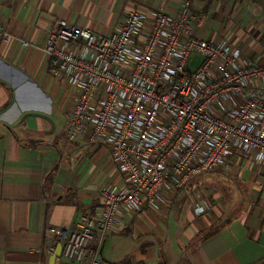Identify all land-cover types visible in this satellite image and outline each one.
Here are the masks:
<instances>
[{
    "label": "crops",
    "instance_id": "1",
    "mask_svg": "<svg viewBox=\"0 0 264 264\" xmlns=\"http://www.w3.org/2000/svg\"><path fill=\"white\" fill-rule=\"evenodd\" d=\"M184 1L199 23L195 34L236 40L255 59L264 54V0H0V21L11 34L0 38V264H79L47 253L49 242L59 243L50 228L79 229L82 215L102 205L103 190L124 182L104 146L66 135L68 84L49 76L43 51L50 31L66 19L107 32L127 10L171 13ZM33 112L49 116L54 129ZM242 168L225 170L240 189L239 201L205 175L168 197L161 210L123 207L103 237L101 257L110 264H264V168L244 176ZM204 198L212 206L196 215ZM107 244L128 251L109 261Z\"/></svg>",
    "mask_w": 264,
    "mask_h": 264
},
{
    "label": "built area",
    "instance_id": "2",
    "mask_svg": "<svg viewBox=\"0 0 264 264\" xmlns=\"http://www.w3.org/2000/svg\"><path fill=\"white\" fill-rule=\"evenodd\" d=\"M197 25L184 1L171 13L127 10L107 32L66 19L50 31L43 51L49 76L68 84L66 135L104 146L124 179L103 190L102 205L82 215L79 229L50 228L65 259L110 264L102 240L123 207L161 210L195 175L264 168V54L255 59L236 40L197 35ZM10 36L0 21V38ZM194 55L201 61L190 69ZM211 206L204 198L194 213ZM55 249L54 241L46 246Z\"/></svg>",
    "mask_w": 264,
    "mask_h": 264
},
{
    "label": "rangeland",
    "instance_id": "3",
    "mask_svg": "<svg viewBox=\"0 0 264 264\" xmlns=\"http://www.w3.org/2000/svg\"><path fill=\"white\" fill-rule=\"evenodd\" d=\"M200 61H201L200 57L197 55H194L192 57V64L190 66V69H194L200 63ZM66 127H67V124L65 122V130H66ZM249 169H250L249 164L243 167L242 176H244L246 172H248ZM227 172L229 171L220 172V173H208L206 175V178L208 181H212L213 183L220 185V188L222 185H223L222 188L226 187L223 191H226L225 193L228 194V197H230L233 200V202L235 200L239 201L242 198L240 189L234 182L231 181ZM124 249H127V246L124 245L122 246L121 249H114L113 246L107 244L103 249V256L110 261V260H113L115 257H117L122 251H128Z\"/></svg>",
    "mask_w": 264,
    "mask_h": 264
},
{
    "label": "trees",
    "instance_id": "4",
    "mask_svg": "<svg viewBox=\"0 0 264 264\" xmlns=\"http://www.w3.org/2000/svg\"><path fill=\"white\" fill-rule=\"evenodd\" d=\"M209 172H204V173H201V174H198V175H195L193 176L187 183H186V187H192L194 185H197V184H201L202 181L204 180V177L205 175H207ZM180 191V190H179ZM178 191V192H179ZM178 192L176 194H178ZM160 264H168L166 262H161ZM254 264H257V263H254Z\"/></svg>",
    "mask_w": 264,
    "mask_h": 264
},
{
    "label": "water",
    "instance_id": "5",
    "mask_svg": "<svg viewBox=\"0 0 264 264\" xmlns=\"http://www.w3.org/2000/svg\"><path fill=\"white\" fill-rule=\"evenodd\" d=\"M29 114L37 115V116H40V117L48 120L51 123V131L54 129L55 125H54L53 120L49 116H47L46 114H42V113H38V112H33V113H29ZM55 254L56 255H60L61 254V244H60V242L56 246Z\"/></svg>",
    "mask_w": 264,
    "mask_h": 264
}]
</instances>
